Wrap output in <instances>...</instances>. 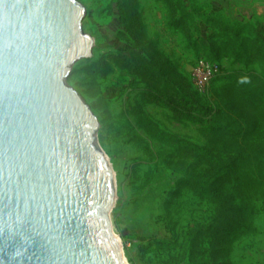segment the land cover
Returning <instances> with one entry per match:
<instances>
[{"label": "water", "instance_id": "1", "mask_svg": "<svg viewBox=\"0 0 264 264\" xmlns=\"http://www.w3.org/2000/svg\"><path fill=\"white\" fill-rule=\"evenodd\" d=\"M78 0H0V264H129L100 121L69 84L93 55Z\"/></svg>", "mask_w": 264, "mask_h": 264}, {"label": "rangeland", "instance_id": "2", "mask_svg": "<svg viewBox=\"0 0 264 264\" xmlns=\"http://www.w3.org/2000/svg\"><path fill=\"white\" fill-rule=\"evenodd\" d=\"M78 1L85 9L81 26L93 39V55L74 65L68 82L90 104L100 121L97 139L109 158L115 181L110 219L126 260L129 264H193L187 257L175 259L193 248L197 264L213 262L215 230L227 218L228 211L189 191L167 202V193L179 178L167 162L180 159L173 148L145 131L141 113L182 138L206 145L201 126L145 95L140 78L126 69L115 66L112 73L101 77L95 73V67H90L102 54H128L136 50L148 55L157 48L164 59L172 61L190 79L197 62L204 59L201 51L170 25L171 11L162 0ZM184 2L198 26L197 30L191 29L194 37L235 36L243 25L254 26L264 36V0ZM202 13L232 28L206 23ZM175 15L181 17L180 11ZM139 23L145 26L146 36L153 39L154 45L145 40ZM248 34L243 32L242 36ZM237 39L242 41L241 36ZM216 63L221 72L204 93L199 92L204 101H209L213 85L227 81L235 70L248 69L233 58ZM249 68L261 72L256 63ZM180 161L196 172L211 173L210 166L199 160ZM257 207L255 232L236 241L229 255L221 252L217 260L227 264H264V202H257Z\"/></svg>", "mask_w": 264, "mask_h": 264}, {"label": "trees", "instance_id": "3", "mask_svg": "<svg viewBox=\"0 0 264 264\" xmlns=\"http://www.w3.org/2000/svg\"><path fill=\"white\" fill-rule=\"evenodd\" d=\"M162 1L170 8V25L176 32L184 34L187 42L201 51L204 59L219 62L233 58L248 69L235 70L228 75L227 81L213 85L209 101H204L191 78L184 76L172 61L164 59L157 48L148 55L136 50L128 54H102L91 62L90 67H95V73L101 77L112 73L115 66L126 69L140 78L145 95L183 119L201 126L206 145L182 138L160 127L146 113H141L145 131L173 148L177 158L196 159L210 166L211 173L202 174L189 169L180 160L167 162L179 174L167 193V202L189 191L196 197L222 205L228 211L227 218L215 230V258L209 263L227 264L217 260V256L221 252L229 255L236 241L255 232L257 202H264V36L254 26L243 25L238 27L235 36L194 37L191 29L197 30L198 26L184 0ZM177 10L181 17L175 15ZM202 17L215 27L232 28L203 13ZM139 25L145 40L154 45L153 39L146 36L145 26ZM243 32L249 34L242 36ZM239 36L242 41L237 39ZM253 63L259 65L261 72L249 68ZM192 249L175 259L187 257L189 263L197 264Z\"/></svg>", "mask_w": 264, "mask_h": 264}, {"label": "built area", "instance_id": "4", "mask_svg": "<svg viewBox=\"0 0 264 264\" xmlns=\"http://www.w3.org/2000/svg\"><path fill=\"white\" fill-rule=\"evenodd\" d=\"M221 72V66L213 61L201 59L191 72V80L195 89L204 93L210 82Z\"/></svg>", "mask_w": 264, "mask_h": 264}, {"label": "bare ground", "instance_id": "5", "mask_svg": "<svg viewBox=\"0 0 264 264\" xmlns=\"http://www.w3.org/2000/svg\"><path fill=\"white\" fill-rule=\"evenodd\" d=\"M119 241H120V239H119ZM121 242V241H120ZM121 246H122V244H121ZM123 248V247H122Z\"/></svg>", "mask_w": 264, "mask_h": 264}]
</instances>
